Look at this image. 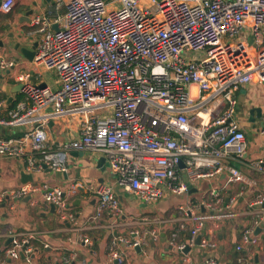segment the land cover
Instances as JSON below:
<instances>
[{
    "label": "built area",
    "instance_id": "built-area-1",
    "mask_svg": "<svg viewBox=\"0 0 264 264\" xmlns=\"http://www.w3.org/2000/svg\"><path fill=\"white\" fill-rule=\"evenodd\" d=\"M143 1L54 0V10L30 20L38 36L33 61L56 74L58 87L41 88L20 75L23 99L5 116L0 97V128L28 129L17 138H0L1 157L23 158L28 171L64 170L62 155L46 150V128L55 118L71 116L79 119L80 135L65 148L101 154L115 185L143 203L159 201L165 191L185 194L189 183L224 172L235 182L246 181L230 165L242 160L247 148L235 95L255 75L264 80V0H151L149 6ZM15 2L1 0L0 13H11ZM12 66L0 56V68ZM248 166L264 175V158ZM84 187L81 181L65 190L24 184L1 191L0 206L8 200L13 208V200L39 193L54 205L59 221L75 225L69 200ZM93 193V219L122 214L112 185L101 183ZM222 204L220 194L211 190L200 207L214 211ZM253 205L263 208V217L264 194ZM179 209L183 221L178 229L189 232L192 246L204 219ZM131 233L132 240L119 236L113 245L142 246L141 232ZM79 237L83 245H92L88 237ZM148 237L157 234L151 231ZM33 240L32 234L13 236L6 257L30 263ZM258 244L254 227L246 228L236 249ZM198 246L216 245L201 237ZM110 256L127 264L113 246ZM202 264L217 261L210 257Z\"/></svg>",
    "mask_w": 264,
    "mask_h": 264
},
{
    "label": "crops",
    "instance_id": "crops-1",
    "mask_svg": "<svg viewBox=\"0 0 264 264\" xmlns=\"http://www.w3.org/2000/svg\"><path fill=\"white\" fill-rule=\"evenodd\" d=\"M150 2L144 0L143 5L149 6ZM55 7L54 0H16L11 13H0V56L13 63L12 67L0 68L3 116L23 99L19 89L20 75L27 74L30 82L38 85L58 87L54 72L26 60L13 48L16 43L27 50H31L34 44L37 47L38 36L29 22L34 16ZM235 98L236 119L245 135L247 148L245 157L230 162V165L246 181L235 182L228 172H224L189 183L188 191L182 195L165 191L159 201L151 204L143 203L117 187L114 174L101 154L65 148L80 135L77 117L63 116L49 121L46 150L61 154L65 169L54 171L44 166L40 172L28 171L23 158L0 156V192L24 184L65 190L73 182L81 181L85 187L69 200L76 224L59 221L55 207L52 211L51 204L43 202L39 193L13 200V208L6 200L0 206V264H118L110 256L112 246L125 255L127 264H202L205 258L210 257L217 264H264V216H260L263 208L253 205L256 196L264 194V175L248 166V162L264 158V80L255 75L249 84L240 88ZM27 130V127L2 126L0 138H17ZM26 151L29 152L28 147ZM181 176L186 178L185 171L181 170ZM101 183L112 185L115 190L122 208L118 218L104 214L98 220L93 219L97 204L93 190ZM211 190L218 192L223 199V204L214 211L200 207L202 199L208 198ZM179 207L191 210L195 218L204 219L201 237L214 243L215 248L203 249L192 245L188 254L177 250L179 245L188 246L190 240L188 231L178 229L183 221ZM251 227L259 237V244L237 250L242 231ZM134 231H140L144 236L142 246L113 245L119 236L132 240L131 232ZM151 231L157 234L155 239L148 237ZM28 234L34 236L30 263L24 257L18 260L7 258L5 252L12 237ZM80 235L88 237L92 245H83Z\"/></svg>",
    "mask_w": 264,
    "mask_h": 264
},
{
    "label": "water",
    "instance_id": "water-1",
    "mask_svg": "<svg viewBox=\"0 0 264 264\" xmlns=\"http://www.w3.org/2000/svg\"><path fill=\"white\" fill-rule=\"evenodd\" d=\"M1 1V0H0ZM46 2H51V0H45ZM53 29L54 30H57V26H53ZM36 44H34V46L32 47V49L31 50H27L26 48H22V47H20L19 46V43H16V44H14V50H18L21 54H22V57L23 58H25L26 60H28V61H33L34 60V57H35V46ZM0 46H2V44H0ZM41 88H44L46 85L45 84H40L39 85ZM22 88V86L20 85L19 86V89H21ZM18 89V90H19ZM50 207H51V209H52V211L54 210V205H50ZM200 240H201V237L199 236V237H197L196 239H195V241H194V245H196V246H198L199 244H200ZM139 248V247H138ZM190 251V248H189V246H186L184 249H183V251H182V253H184V254H188V252Z\"/></svg>",
    "mask_w": 264,
    "mask_h": 264
},
{
    "label": "rangeland",
    "instance_id": "rangeland-1",
    "mask_svg": "<svg viewBox=\"0 0 264 264\" xmlns=\"http://www.w3.org/2000/svg\"><path fill=\"white\" fill-rule=\"evenodd\" d=\"M50 83V82H49Z\"/></svg>",
    "mask_w": 264,
    "mask_h": 264
},
{
    "label": "trees",
    "instance_id": "trees-1",
    "mask_svg": "<svg viewBox=\"0 0 264 264\" xmlns=\"http://www.w3.org/2000/svg\"><path fill=\"white\" fill-rule=\"evenodd\" d=\"M34 248V247H33Z\"/></svg>",
    "mask_w": 264,
    "mask_h": 264
}]
</instances>
